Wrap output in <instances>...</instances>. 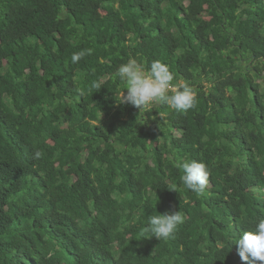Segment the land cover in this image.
Returning <instances> with one entry per match:
<instances>
[{"label": "trees", "instance_id": "16d2710c", "mask_svg": "<svg viewBox=\"0 0 264 264\" xmlns=\"http://www.w3.org/2000/svg\"><path fill=\"white\" fill-rule=\"evenodd\" d=\"M129 59L166 63L195 107L119 104ZM262 218L264 0H0V264H250L234 241Z\"/></svg>", "mask_w": 264, "mask_h": 264}, {"label": "clouds", "instance_id": "9594fccd", "mask_svg": "<svg viewBox=\"0 0 264 264\" xmlns=\"http://www.w3.org/2000/svg\"><path fill=\"white\" fill-rule=\"evenodd\" d=\"M90 54V49L73 53L71 62L75 64ZM116 76L124 84L119 104H130L139 111L159 103L174 111L186 112L194 108L197 103V93L194 89L187 83H174L173 72L160 60L152 61L145 67L142 62L129 59L118 67ZM102 86L100 81H94L91 85L95 92ZM35 155L39 158L41 153L36 152ZM181 167L184 173L182 183L186 189L202 195L210 175L206 163L191 160L183 162ZM183 220L184 217L177 210L150 216L144 229L145 237L168 239ZM234 242L238 246L241 260L249 261L250 264H264V218L259 219L249 230L242 232ZM231 243L232 241L219 243L217 249L222 251L226 244L231 247ZM29 264H38V262L31 257Z\"/></svg>", "mask_w": 264, "mask_h": 264}]
</instances>
